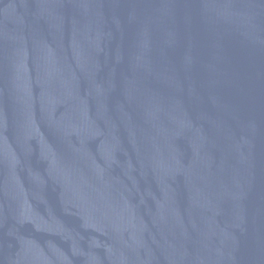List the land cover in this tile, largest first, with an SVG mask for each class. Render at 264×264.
Returning <instances> with one entry per match:
<instances>
[{
  "label": "water",
  "instance_id": "95a60500",
  "mask_svg": "<svg viewBox=\"0 0 264 264\" xmlns=\"http://www.w3.org/2000/svg\"><path fill=\"white\" fill-rule=\"evenodd\" d=\"M0 264H264V0H0Z\"/></svg>",
  "mask_w": 264,
  "mask_h": 264
}]
</instances>
